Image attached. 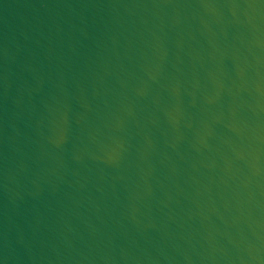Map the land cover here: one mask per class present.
<instances>
[{"label":"water","instance_id":"water-1","mask_svg":"<svg viewBox=\"0 0 264 264\" xmlns=\"http://www.w3.org/2000/svg\"><path fill=\"white\" fill-rule=\"evenodd\" d=\"M0 264H264V0H0Z\"/></svg>","mask_w":264,"mask_h":264}]
</instances>
